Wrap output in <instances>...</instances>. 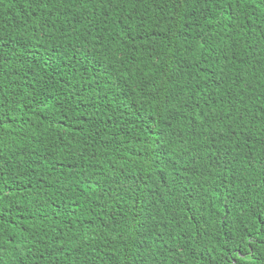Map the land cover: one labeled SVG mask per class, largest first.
<instances>
[{"label": "trees", "instance_id": "obj_1", "mask_svg": "<svg viewBox=\"0 0 264 264\" xmlns=\"http://www.w3.org/2000/svg\"><path fill=\"white\" fill-rule=\"evenodd\" d=\"M0 264H264V0H0Z\"/></svg>", "mask_w": 264, "mask_h": 264}]
</instances>
